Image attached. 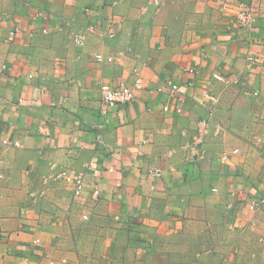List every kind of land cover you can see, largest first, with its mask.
Returning a JSON list of instances; mask_svg holds the SVG:
<instances>
[{
	"label": "crops",
	"instance_id": "0c3cea01",
	"mask_svg": "<svg viewBox=\"0 0 264 264\" xmlns=\"http://www.w3.org/2000/svg\"><path fill=\"white\" fill-rule=\"evenodd\" d=\"M50 259L264 264V0H0V264Z\"/></svg>",
	"mask_w": 264,
	"mask_h": 264
},
{
	"label": "built area",
	"instance_id": "2783aa9c",
	"mask_svg": "<svg viewBox=\"0 0 264 264\" xmlns=\"http://www.w3.org/2000/svg\"><path fill=\"white\" fill-rule=\"evenodd\" d=\"M222 9L229 11V7L227 4H222ZM238 10L235 13L234 22L237 27L240 28H246L249 27L253 21H254V15L252 11H250L246 7H240L237 8ZM93 28L91 26L81 28L77 32L72 33L71 40L77 47H82L85 45L86 37L89 32H91ZM94 60L97 63H102L103 61L110 63L112 62V58H104L102 55L97 54L94 56ZM250 61H257L255 58H249ZM214 78L217 80H221V77L218 75H214ZM141 89V85L138 81H136L133 85H128L127 83H120L117 86H110L107 84H102L99 88V96H100V114L105 116L109 112V110L117 105V104H128L130 103L134 98L137 91ZM164 89L168 91V94L175 95L180 92V86L177 84H174L170 81H167L165 83ZM163 88H158V91H162ZM204 97L208 100V102L213 101V98L209 97L207 94L204 95ZM207 108H210L205 105ZM162 110L164 112L169 111L168 106H163ZM175 113H180L181 109L180 107H175L174 109ZM4 145H10L11 143L8 141L2 142ZM16 145L17 144H13ZM150 174L153 177H160L161 172L160 171H151ZM59 178H61L66 184H68L72 190V193L74 196H80L83 194L85 188H84V177L82 175H72L69 174L67 171H62L59 174ZM97 190L93 191V195H97ZM256 203L251 204L250 209L254 210L256 207ZM34 245H39L38 240L33 241ZM66 261L61 260L60 263L64 264ZM21 264H27L25 261H22ZM48 264H57L54 260H49Z\"/></svg>",
	"mask_w": 264,
	"mask_h": 264
}]
</instances>
